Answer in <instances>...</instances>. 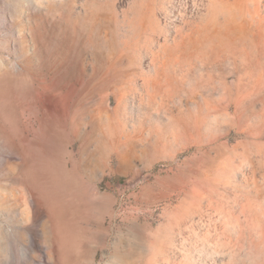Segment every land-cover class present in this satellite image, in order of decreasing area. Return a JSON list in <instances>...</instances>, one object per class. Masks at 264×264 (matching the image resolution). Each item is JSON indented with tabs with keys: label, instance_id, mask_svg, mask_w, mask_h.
<instances>
[{
	"label": "rangeland",
	"instance_id": "rangeland-1",
	"mask_svg": "<svg viewBox=\"0 0 264 264\" xmlns=\"http://www.w3.org/2000/svg\"><path fill=\"white\" fill-rule=\"evenodd\" d=\"M0 264H264V0H0Z\"/></svg>",
	"mask_w": 264,
	"mask_h": 264
},
{
	"label": "bare ground",
	"instance_id": "bare-ground-1",
	"mask_svg": "<svg viewBox=\"0 0 264 264\" xmlns=\"http://www.w3.org/2000/svg\"><path fill=\"white\" fill-rule=\"evenodd\" d=\"M45 114H47V112L45 113ZM47 116V115H46ZM49 118V117H48ZM37 172V171H36ZM66 176H67V174H66V172H64L63 173V179H65L66 178ZM28 179H29V181L30 182H34L35 180V178L33 177V175H32V173H31V170L29 171V173H28ZM51 184H52V182H51ZM55 184H53V186H54ZM60 185V184H59ZM61 188V187H60ZM59 188V189H60ZM52 188L50 187V189H46V191H47V196L49 197V199L51 198L52 199V201L53 202H56V209H54L53 211H52V213H54L53 214V218H54V220H56V218H57V226H58V229H59V233L61 234L62 232H65L66 231V229H65V224H64V221L62 220V218H63V216H64V213H65V210H68L70 207H71V203H72V201H71V199H66L65 198V194H62V191L61 190H59L57 193L56 192H54V191H52L51 190ZM64 193V192H63ZM73 207V206H72ZM68 234V233H67ZM72 237V236H71ZM68 236H64V235H60V240H59V242H60V247H61V250L63 251V252H65V250H66V243L67 242H69L68 241ZM77 239H78V236H77ZM63 255H64V253H63Z\"/></svg>",
	"mask_w": 264,
	"mask_h": 264
}]
</instances>
